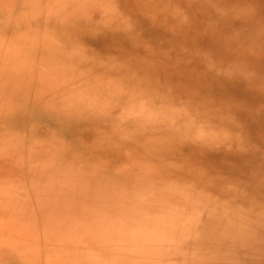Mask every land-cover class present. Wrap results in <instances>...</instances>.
<instances>
[{
	"label": "rangeland",
	"instance_id": "obj_1",
	"mask_svg": "<svg viewBox=\"0 0 264 264\" xmlns=\"http://www.w3.org/2000/svg\"><path fill=\"white\" fill-rule=\"evenodd\" d=\"M0 264H264V0H0Z\"/></svg>",
	"mask_w": 264,
	"mask_h": 264
}]
</instances>
